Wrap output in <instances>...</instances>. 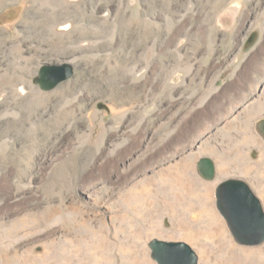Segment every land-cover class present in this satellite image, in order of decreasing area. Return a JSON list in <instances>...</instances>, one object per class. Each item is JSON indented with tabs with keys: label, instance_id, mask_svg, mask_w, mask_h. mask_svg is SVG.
I'll list each match as a JSON object with an SVG mask.
<instances>
[{
	"label": "rangeland",
	"instance_id": "374dc122",
	"mask_svg": "<svg viewBox=\"0 0 264 264\" xmlns=\"http://www.w3.org/2000/svg\"><path fill=\"white\" fill-rule=\"evenodd\" d=\"M47 64L74 75L43 91ZM263 123L264 0H0V264L31 248L28 264H44L47 244L52 263L157 264L154 239L199 264H264V243L239 245L209 189L221 172L264 208ZM183 163L195 192L181 206L159 191Z\"/></svg>",
	"mask_w": 264,
	"mask_h": 264
},
{
	"label": "water",
	"instance_id": "95a60500",
	"mask_svg": "<svg viewBox=\"0 0 264 264\" xmlns=\"http://www.w3.org/2000/svg\"><path fill=\"white\" fill-rule=\"evenodd\" d=\"M73 75L74 69L69 64H47L41 68L37 83L43 91H52ZM200 169L206 179H214L216 171L210 159H203ZM216 205L239 245L259 246L264 243V208L245 181L228 179L220 183L216 189ZM149 246L151 257L157 264H199L198 256L186 243L154 239Z\"/></svg>",
	"mask_w": 264,
	"mask_h": 264
},
{
	"label": "bare ground",
	"instance_id": "6f19581e",
	"mask_svg": "<svg viewBox=\"0 0 264 264\" xmlns=\"http://www.w3.org/2000/svg\"><path fill=\"white\" fill-rule=\"evenodd\" d=\"M124 111V110H123ZM259 111V110H258ZM118 114V113H117ZM69 118V117H68ZM249 138V137H248ZM246 139H247V136H246ZM257 141V140H256ZM221 160V159H220ZM189 168V169H188ZM178 171V173L175 174V171ZM174 170L172 172H170V170L167 171V173L165 171H163L162 173H160L161 175V181H164L165 183L167 182H172L171 184V187L169 186H166V185H161L160 187V193L163 192V193H168L169 197L171 199H174L173 203L174 204H178V205H183V199H186L187 196H190V195H193L192 193L195 192V189L191 186V181H190V176L194 175V171L192 172V169L189 167V164L188 163H183L181 165H179L178 167L175 166ZM216 171V170H215ZM223 175V174H222ZM221 172H219V175L217 177V181L212 184L209 185V189H214V187L216 186V184H220L223 182L224 179H221ZM154 178V177H153ZM156 179V178H155ZM220 180V181H219ZM226 181V180H224ZM152 180L151 179H147L145 178L144 179V185H145V189L143 188V190H136L134 192V195L136 193V196L137 198L139 199V201L141 203L139 204H143V202L145 200L146 197H149L147 194L149 195H152V193L154 192L151 187H152ZM142 187V186H141ZM213 187V188H212ZM158 188V186H157ZM156 189V188H155ZM200 189V188H198ZM211 191V190H210ZM155 193H153L152 196H154ZM158 194V193H157ZM127 198V197H126ZM152 199V198H151ZM155 199V198H154ZM178 199V200H177ZM156 200V199H155ZM127 201V200H126ZM170 204V203H169ZM172 205V204H171ZM171 205H170V208H171ZM151 206V205H150ZM164 206V205H163ZM166 206V205H165ZM176 207V206H175ZM173 208V207H172ZM209 209H211L210 207H208ZM203 213L206 214L205 212V209L202 210ZM210 212L212 214V216L214 218H212L210 216ZM159 213V212H158ZM199 213V212H198ZM205 214H200L199 217L202 218V222H208L209 225L207 227V229H209L210 231H214L215 234L219 235V233L221 234H224L225 236H227V231H226V228H225V224H224V221L221 220L220 217H218V215L214 212V211H210L208 210V213L205 215ZM162 215V214H161ZM199 219V218H198ZM213 221V222H212ZM200 223V222H199ZM87 225V224H86ZM187 227V226H186ZM17 228V227H16ZM186 233L189 234V231L187 230ZM155 234V233H154ZM173 234V233H172ZM182 234V233H181ZM185 234V233H184ZM214 235V234H213ZM85 238V237H84ZM90 239V238H89ZM84 240V239H83ZM190 240H195L196 242H198V235L197 234H194V238L190 239ZM85 242V241H84ZM83 242V243H84ZM86 243V242H85ZM84 243V244H85ZM86 244H88L89 247H82L80 250H83V249H87V251H84V252H89L91 251L90 249V245H89V242H87ZM74 246V245H73ZM103 249V248H102ZM15 251V250H14ZM79 251V250H78ZM98 251V250H97ZM255 251V250H254ZM82 252V251H81ZM200 252L203 254L204 253V250L203 248H201ZM258 252V251H257ZM33 248L31 249H28L27 251H25V255L23 256L24 257V260L21 264H28V263H31V261H34V258L35 257H38V256H33ZM51 247L48 246H45V254H44V264H59V262L57 261H54V263L50 262V259L52 258V255L55 254V252L53 253ZM78 253V252H77ZM92 254V252H89ZM15 258L13 259H17L19 260V251L16 250L15 251V254H14ZM78 255V254H77ZM93 255V254H92ZM3 256H7V255H3ZM204 256V254H203ZM2 257V256H1ZM41 257V255H40ZM84 259V258H83ZM11 260V259H10ZM20 261V260H19ZM79 261V260H78ZM9 262V261H8ZM61 262V261H60ZM7 263V262H6ZM62 263V262H61ZM35 264V263H34ZM63 264V263H62ZM79 264H89L88 262H81ZM152 264V263H150Z\"/></svg>",
	"mask_w": 264,
	"mask_h": 264
},
{
	"label": "crops",
	"instance_id": "0c3cea01",
	"mask_svg": "<svg viewBox=\"0 0 264 264\" xmlns=\"http://www.w3.org/2000/svg\"><path fill=\"white\" fill-rule=\"evenodd\" d=\"M245 126L247 127V125H245ZM245 133H246V132H245ZM245 135L249 136V135H248V133H247V134H245ZM245 139H246V138H245ZM247 140H249V138H247V139H246V141H245V140H243L246 146L248 145V143L246 144ZM245 145H243V146H245ZM239 149H240V147H239Z\"/></svg>",
	"mask_w": 264,
	"mask_h": 264
}]
</instances>
